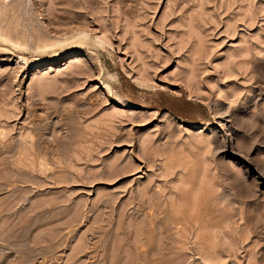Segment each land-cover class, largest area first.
Here are the masks:
<instances>
[{
    "label": "rangeland",
    "instance_id": "374dc122",
    "mask_svg": "<svg viewBox=\"0 0 264 264\" xmlns=\"http://www.w3.org/2000/svg\"><path fill=\"white\" fill-rule=\"evenodd\" d=\"M0 264H264V0H0Z\"/></svg>",
    "mask_w": 264,
    "mask_h": 264
}]
</instances>
